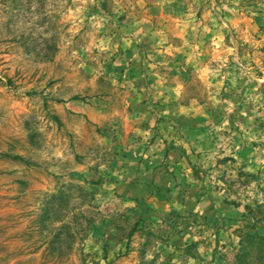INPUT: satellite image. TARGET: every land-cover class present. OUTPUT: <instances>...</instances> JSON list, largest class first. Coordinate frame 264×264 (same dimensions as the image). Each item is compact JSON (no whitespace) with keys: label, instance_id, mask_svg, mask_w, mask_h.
Wrapping results in <instances>:
<instances>
[{"label":"rangeland","instance_id":"obj_1","mask_svg":"<svg viewBox=\"0 0 264 264\" xmlns=\"http://www.w3.org/2000/svg\"><path fill=\"white\" fill-rule=\"evenodd\" d=\"M245 235L264 0H0V264H264Z\"/></svg>","mask_w":264,"mask_h":264},{"label":"crops","instance_id":"obj_2","mask_svg":"<svg viewBox=\"0 0 264 264\" xmlns=\"http://www.w3.org/2000/svg\"><path fill=\"white\" fill-rule=\"evenodd\" d=\"M139 26H142V30H141V32L137 33V37H139L140 35H143V33H144L143 29H149L150 28V24H149V22L147 20H143L139 24ZM165 89H167V88H165ZM171 89H174V88H171ZM188 122H189V129L192 130V134L191 135H193V138H194L195 142L197 143V144H195V146L198 147V144L200 142L208 140V134L205 132V129H204V126H205L203 124L204 122L202 123V120H200V116L199 115H193V117H191L189 119V121H185V124L183 126H186ZM209 124H211V123H209ZM206 146L208 147L209 144H207ZM157 148L159 149L158 145H157V147H153V148H150V149H157ZM131 149H145V148L143 147V145H137V146H135V147H133ZM146 149H149V148H146Z\"/></svg>","mask_w":264,"mask_h":264},{"label":"trees","instance_id":"obj_3","mask_svg":"<svg viewBox=\"0 0 264 264\" xmlns=\"http://www.w3.org/2000/svg\"><path fill=\"white\" fill-rule=\"evenodd\" d=\"M189 86V85H188ZM245 237L250 241V243L254 246V243L256 241H260V240H263L264 241V237H255V236H252V235H245Z\"/></svg>","mask_w":264,"mask_h":264}]
</instances>
